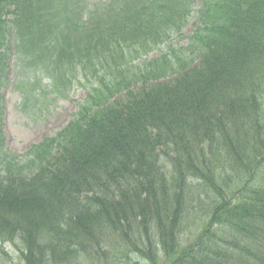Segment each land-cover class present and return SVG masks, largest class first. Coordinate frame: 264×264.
<instances>
[{
    "label": "trees",
    "instance_id": "trees-1",
    "mask_svg": "<svg viewBox=\"0 0 264 264\" xmlns=\"http://www.w3.org/2000/svg\"><path fill=\"white\" fill-rule=\"evenodd\" d=\"M192 1L100 18L81 0H0V82L13 53L54 87L79 65L88 88L23 161L0 143V244L21 264H264V0H201L192 45L134 65Z\"/></svg>",
    "mask_w": 264,
    "mask_h": 264
},
{
    "label": "rangeland",
    "instance_id": "rangeland-1",
    "mask_svg": "<svg viewBox=\"0 0 264 264\" xmlns=\"http://www.w3.org/2000/svg\"><path fill=\"white\" fill-rule=\"evenodd\" d=\"M90 1L103 3L107 0ZM15 80L14 72L11 74L10 82L3 92L5 107V128L3 129V134L6 140L5 147L11 153L21 156L29 145L39 143L43 137H49L59 128L66 125L72 113L76 110L74 102H79L84 93L81 94L79 90H75L67 95L65 99H61L47 88L42 89V94L38 93L41 87L39 88L35 83L26 88L20 86L19 88L23 89H19L21 90L19 91L13 87ZM43 84L45 83L43 82ZM31 88L35 89V91H31ZM40 95L45 98L41 100L38 98ZM161 165L164 166L163 161ZM43 196L42 192L39 197ZM188 240V238H182L183 242ZM15 245L17 247L20 246L19 243H15ZM11 246L13 245L0 244V259H4L3 264H21L18 258L19 252ZM6 253L8 258H5ZM64 264H74V262H66Z\"/></svg>",
    "mask_w": 264,
    "mask_h": 264
}]
</instances>
